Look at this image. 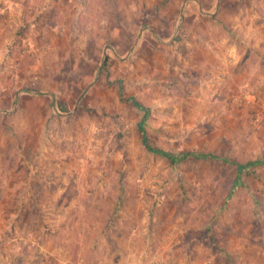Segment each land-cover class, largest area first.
Instances as JSON below:
<instances>
[{
	"label": "rangeland",
	"instance_id": "374dc122",
	"mask_svg": "<svg viewBox=\"0 0 264 264\" xmlns=\"http://www.w3.org/2000/svg\"><path fill=\"white\" fill-rule=\"evenodd\" d=\"M18 1L0 17V264H264V0ZM239 9L256 61L231 72L208 16ZM142 119L190 154L150 151Z\"/></svg>",
	"mask_w": 264,
	"mask_h": 264
},
{
	"label": "crops",
	"instance_id": "0c3cea01",
	"mask_svg": "<svg viewBox=\"0 0 264 264\" xmlns=\"http://www.w3.org/2000/svg\"><path fill=\"white\" fill-rule=\"evenodd\" d=\"M245 1H247V0H245ZM253 1L254 0H252L250 3H252ZM237 2L238 3H242V2L244 3V0H229L230 4H236ZM193 10H194V8H190V7H188V9L184 8V10H182V14H183L182 16L185 18L184 20H186L187 23L189 22V25H190V23L194 22V20L197 18V13H195V11H193ZM239 10H240V12H232L231 14H225V12H222V14H220V12L215 13V11H210V15L209 16L207 15L209 18H211V15L215 14V16H214L215 18H219V19L222 18V20L225 21V23L229 26L228 32H223V33L219 32V37H217L215 35V32L213 34H211V32L209 31L207 38L211 39V41H212V42L211 41L208 42V52H210L211 55L214 56L213 59L219 60L220 58L224 57L225 55L227 56L229 54H232V60L227 62V63H229L227 65H228L229 71H231V72L234 71L235 67L238 66L239 70H241L245 64H247L248 62H250L252 60H255L254 57L244 58L245 54L241 52V48H243V46L241 44H237L236 42H235L236 43L235 44L233 42V40H234L233 39V28H237V25H238V30H240L242 23H239V22L242 20L246 21V19L244 20V18L247 17V16L243 17L241 9H239ZM22 11H23V5L18 0H0V17L4 16L3 18H7L8 20H16L17 18L20 19L22 14H23ZM239 17H240V20H238ZM237 21H239V22H237ZM211 25H212V23L209 22V26L214 31H217V30L220 31V29L217 25H212V26ZM239 25H240V29H239ZM187 27H190V26H187ZM225 31H227V30H225ZM243 32H247V28L244 29ZM244 34H246V33H244ZM229 40H230V42H232L235 45H231V43L227 44ZM185 43L190 44L191 47L189 48V50H194L195 48L197 49V52H199V50L201 51V49L204 50L203 44L193 41L191 34H189V37L187 40H185ZM236 45H238L240 47V49H238ZM233 53H237L236 54L237 56L235 57L233 55ZM228 59H229V57H228Z\"/></svg>",
	"mask_w": 264,
	"mask_h": 264
},
{
	"label": "trees",
	"instance_id": "16d2710c",
	"mask_svg": "<svg viewBox=\"0 0 264 264\" xmlns=\"http://www.w3.org/2000/svg\"><path fill=\"white\" fill-rule=\"evenodd\" d=\"M130 100L132 101L133 104L138 106L137 103L135 102V98L134 97H130ZM143 121H144V119H142V121L139 122V129L143 133L142 142L146 145V147L150 151L155 152V153H159V154H161L163 156H166L167 158H169L173 162H175L178 159L184 158V157H186V156H188L190 154V153L186 152V153H184L182 155H177V154H175L173 152H169V151H166V150H163V149H159V148H155V147L151 146L149 141H148V137L146 135V130H145L144 126H143V123H144ZM193 155L196 156V157L215 156V155H212V154H199V153H194ZM244 166H246V165L238 164L237 165L238 171H240L241 169H244Z\"/></svg>",
	"mask_w": 264,
	"mask_h": 264
}]
</instances>
